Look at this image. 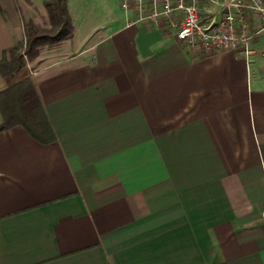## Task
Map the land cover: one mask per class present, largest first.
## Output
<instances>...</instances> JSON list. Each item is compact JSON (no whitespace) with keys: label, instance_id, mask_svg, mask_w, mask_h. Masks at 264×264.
Instances as JSON below:
<instances>
[{"label":"crops","instance_id":"0c3cea01","mask_svg":"<svg viewBox=\"0 0 264 264\" xmlns=\"http://www.w3.org/2000/svg\"><path fill=\"white\" fill-rule=\"evenodd\" d=\"M23 1L0 0V58ZM71 1L57 55L0 72L33 80L53 131L0 129V264H264V32L202 52L114 0L75 39Z\"/></svg>","mask_w":264,"mask_h":264},{"label":"built area","instance_id":"2783aa9c","mask_svg":"<svg viewBox=\"0 0 264 264\" xmlns=\"http://www.w3.org/2000/svg\"><path fill=\"white\" fill-rule=\"evenodd\" d=\"M218 20L205 22L202 0H121L135 12V21H164L175 38L202 52L234 50L250 53L251 43L264 32V0H212ZM255 18L258 25L255 24Z\"/></svg>","mask_w":264,"mask_h":264},{"label":"trees","instance_id":"16d2710c","mask_svg":"<svg viewBox=\"0 0 264 264\" xmlns=\"http://www.w3.org/2000/svg\"><path fill=\"white\" fill-rule=\"evenodd\" d=\"M49 26L36 28L32 22L24 26V49L16 44L3 51L0 72L14 74L39 53V48L72 37L73 25L67 9V0H46ZM0 112L3 122L0 129L22 124L28 132L44 142L52 137V128L39 92L30 77L10 84L0 91Z\"/></svg>","mask_w":264,"mask_h":264},{"label":"rangeland","instance_id":"374dc122","mask_svg":"<svg viewBox=\"0 0 264 264\" xmlns=\"http://www.w3.org/2000/svg\"><path fill=\"white\" fill-rule=\"evenodd\" d=\"M23 1V0H22ZM28 2V0H26ZM41 0H32V3L37 6L38 3H40ZM75 1L76 4L78 3V0H72L71 3ZM118 1V0H116ZM114 0H86V1H81L78 4V8L77 5L72 3V6L75 7V10L72 9L74 18H75V24L77 25L78 19H82L83 13L82 10H85L87 13H89L90 15L88 16V20H86V22L84 24H81V26L78 24V26L76 27V32H75V39L78 38V35L81 33L83 27H86L88 25V23H95L100 21L101 19H104L105 17L109 16L110 13L112 12L113 8H114V4L115 2ZM29 3V2H28ZM27 3V4H28ZM85 3V4H84ZM21 12H22V21H23V28L25 26V24L27 22H32V24L36 27V28H47L49 26L48 24V20L46 19V14L41 11V9H37L35 8V14L34 16H26V14L24 15V13L27 12V8L26 5L23 1V3L21 2ZM119 10V14L121 11V8L118 9ZM33 16V17H32ZM24 32V31H23ZM24 42H25V32H24V36H22L21 38L17 39L16 45L20 48V49H24ZM59 44L58 42L55 43H51V44H45L43 46H41L39 48V53L38 55L33 58L32 60H26V64L27 65L29 63V67H31L33 69V67H37L39 65H42L48 61H50L51 59H53L56 55H57V51H60L61 48H59Z\"/></svg>","mask_w":264,"mask_h":264}]
</instances>
